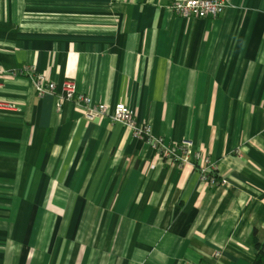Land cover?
Listing matches in <instances>:
<instances>
[{"label": "crops", "instance_id": "obj_1", "mask_svg": "<svg viewBox=\"0 0 264 264\" xmlns=\"http://www.w3.org/2000/svg\"><path fill=\"white\" fill-rule=\"evenodd\" d=\"M0 0V264H252L264 241V0ZM216 160L217 186L24 65ZM255 233V234H254ZM255 235V236H253ZM264 264V259H263Z\"/></svg>", "mask_w": 264, "mask_h": 264}, {"label": "built area", "instance_id": "obj_2", "mask_svg": "<svg viewBox=\"0 0 264 264\" xmlns=\"http://www.w3.org/2000/svg\"><path fill=\"white\" fill-rule=\"evenodd\" d=\"M225 7V0H176L170 4L169 8L175 16L181 18L204 19L217 17ZM3 73L4 71L0 69V76ZM8 73L15 77L29 78L38 96L57 92L61 99L80 107L87 121L105 117L121 124L130 130L133 138L141 139L151 145L160 162L179 167L188 165L198 172L200 180L207 185L217 186L222 183L223 180L217 177L215 172L217 162L210 154L194 149L193 141L189 139L178 143H166L162 138L153 136L150 126L138 124L133 111L126 104L116 102L108 105L95 101L90 95L78 92L72 79H65L61 84H57L36 72L33 65H24ZM15 110L16 105L0 100V112L10 113Z\"/></svg>", "mask_w": 264, "mask_h": 264}, {"label": "trees", "instance_id": "obj_3", "mask_svg": "<svg viewBox=\"0 0 264 264\" xmlns=\"http://www.w3.org/2000/svg\"><path fill=\"white\" fill-rule=\"evenodd\" d=\"M255 234V233H254ZM255 236V235H253ZM252 244L256 250L255 259L252 264H263L264 259V241H258L255 237L252 238Z\"/></svg>", "mask_w": 264, "mask_h": 264}]
</instances>
